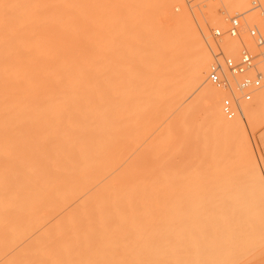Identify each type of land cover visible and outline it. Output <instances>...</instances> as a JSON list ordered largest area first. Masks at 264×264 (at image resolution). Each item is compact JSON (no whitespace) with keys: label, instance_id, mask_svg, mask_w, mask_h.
<instances>
[{"label":"bare ground","instance_id":"obj_1","mask_svg":"<svg viewBox=\"0 0 264 264\" xmlns=\"http://www.w3.org/2000/svg\"><path fill=\"white\" fill-rule=\"evenodd\" d=\"M127 5L128 0H0V264L58 258L81 227H97L109 216L95 210L104 200L112 211L110 200L123 203L142 189L143 169L157 149L154 141L145 148L143 139L157 116L159 87L148 84V95H135L128 85L140 43L132 32L119 31ZM219 21L211 15L212 24ZM200 30L207 39L205 27ZM201 36L192 31L182 45L196 102L222 136L229 132L239 143L250 110L242 118L224 116V92L207 81L213 59ZM212 42L216 48L213 37ZM238 47L231 40L222 43L223 49ZM110 56L126 83L98 81L96 60ZM178 72L169 74L171 94L181 84ZM188 119L189 110L180 113L181 121ZM93 177L102 182L84 187Z\"/></svg>","mask_w":264,"mask_h":264},{"label":"rangeland","instance_id":"obj_2","mask_svg":"<svg viewBox=\"0 0 264 264\" xmlns=\"http://www.w3.org/2000/svg\"><path fill=\"white\" fill-rule=\"evenodd\" d=\"M263 12L260 0H128L119 31L132 32L140 43L128 85L135 95H148V84L159 87L157 116L152 115L143 139L145 148L149 141L157 144L154 160L143 169L138 195L120 204L110 200L112 211L104 200L95 209L109 215L101 225L81 227L58 258L27 264H264V52L256 61L263 78L251 100L242 102V110L251 113L249 129L235 143L197 104L182 46L192 31L201 36L205 27L207 39L201 41L214 62L212 31L225 30L237 14L242 24L261 26ZM214 14L218 25L210 22ZM116 65L114 56L103 63L97 58L98 81L126 83ZM176 69L181 84L171 94L166 86ZM188 110L186 123L180 113ZM101 182L89 178L84 187Z\"/></svg>","mask_w":264,"mask_h":264},{"label":"built area","instance_id":"obj_3","mask_svg":"<svg viewBox=\"0 0 264 264\" xmlns=\"http://www.w3.org/2000/svg\"><path fill=\"white\" fill-rule=\"evenodd\" d=\"M261 15V26L242 24L237 14L229 19L225 30L217 28L212 31L216 48L212 51L214 62L207 81L226 94L222 112L228 120L242 116V102L251 100L254 87L263 78L256 70V61L264 52V14ZM225 39L236 41L238 50L223 49Z\"/></svg>","mask_w":264,"mask_h":264},{"label":"crops","instance_id":"obj_4","mask_svg":"<svg viewBox=\"0 0 264 264\" xmlns=\"http://www.w3.org/2000/svg\"><path fill=\"white\" fill-rule=\"evenodd\" d=\"M261 131H262V133H264V127H263V129H261Z\"/></svg>","mask_w":264,"mask_h":264}]
</instances>
